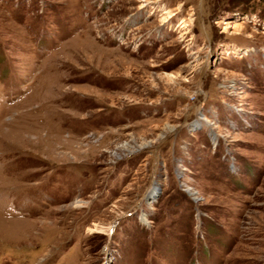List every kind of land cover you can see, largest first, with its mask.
<instances>
[{
    "label": "rangeland",
    "instance_id": "1",
    "mask_svg": "<svg viewBox=\"0 0 264 264\" xmlns=\"http://www.w3.org/2000/svg\"><path fill=\"white\" fill-rule=\"evenodd\" d=\"M0 264H264V0H0Z\"/></svg>",
    "mask_w": 264,
    "mask_h": 264
}]
</instances>
